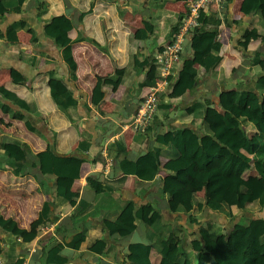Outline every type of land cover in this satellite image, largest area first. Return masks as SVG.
I'll return each mask as SVG.
<instances>
[{"label": "crops", "instance_id": "1", "mask_svg": "<svg viewBox=\"0 0 264 264\" xmlns=\"http://www.w3.org/2000/svg\"><path fill=\"white\" fill-rule=\"evenodd\" d=\"M192 1L20 0L21 10L15 12L7 11L0 0L3 31L14 21L25 23L18 34V43L9 44L0 39V87L16 92L39 114L22 111L0 95V100L12 108L6 111L0 107V144L5 143V149L16 151L17 158L26 155L29 160L20 175L11 168L0 169V213L30 230L44 202H53L51 221L39 228L32 242L26 243L0 226L3 249L0 264H17L20 259L24 260L22 264H47L48 249L56 245L61 246V255L69 260L68 264H124L130 245L150 244L145 223L155 208L160 210L165 224H174L189 232L198 231V226L190 224L188 214L179 212L170 196L161 190L176 156L172 146L174 132L191 128L199 135L213 134L216 115L230 117L236 91L256 89L258 78L264 74V31H261L264 21L260 14L244 13L243 0H224L219 6L207 7L204 12L215 14L221 20L218 39L224 45L223 62L216 69L205 71L203 57L194 53V30L186 41L181 60L168 76L169 84L160 92L161 101L152 125L147 132H133L128 124L149 91V87L140 89L139 83L147 76L156 82L162 79V68L155 55L188 16ZM62 14L73 22L71 36L85 37L73 44L75 74L64 60L62 49L44 31L47 22ZM257 53L262 55L255 64ZM189 58H193L198 76L185 91L175 90L183 62ZM146 59L149 61L138 72L136 64ZM52 72L59 79V90H70L78 101L68 113L60 110L51 98L49 76ZM106 78L120 79V83H103ZM94 98L99 101L96 103ZM196 100L209 102L204 119L197 121L189 113ZM21 115H27L39 132L30 130ZM240 134L242 139L258 147L257 132L251 127L243 126ZM160 136L166 144L160 173L154 179L125 175L115 157L121 154L111 146L123 140L128 159L139 161L149 154ZM86 144L90 147L82 150L80 145ZM52 147L61 155L83 159L80 177L73 185L76 195L68 202L56 198V175L43 173L36 166L35 154ZM110 160L112 164L107 167ZM245 176L251 181L262 180L254 167ZM88 177L112 188L111 197H104L105 203L113 199L130 202L121 220L132 231L111 234L105 221L108 211L92 212L96 193ZM81 200L91 205L74 214ZM140 207H143V217L136 218L134 212ZM232 210L236 214L238 209L233 206ZM234 214L230 217L207 210L199 218L202 223L214 221L229 228ZM85 229L87 238L79 249L67 245ZM136 232L140 233L138 239H134ZM189 253L194 260L196 252ZM160 259V252L153 248L152 264H159Z\"/></svg>", "mask_w": 264, "mask_h": 264}, {"label": "trees", "instance_id": "2", "mask_svg": "<svg viewBox=\"0 0 264 264\" xmlns=\"http://www.w3.org/2000/svg\"><path fill=\"white\" fill-rule=\"evenodd\" d=\"M2 2L7 11L20 12L21 10L20 0H2ZM241 7L246 14H260L264 21V0H243ZM3 14V12L0 13V22L3 21ZM200 21L202 25L194 32L193 48L195 55L203 57L205 71L210 72L221 65L224 60V45L218 39L221 20L215 14L203 12ZM208 25L212 27L207 28ZM24 27L25 23L22 20L14 21L7 30L3 31L0 28V39L9 44H16L19 42L18 34ZM73 28L71 19L62 14L54 16L47 22L44 31L62 49L64 60L75 74L77 63L73 54V44L85 40V37L80 35L73 38L71 36ZM261 31H264V27ZM261 55L257 53L253 63H258ZM145 61L148 62L149 59L136 64L138 72L143 69ZM198 73L193 58L185 59L175 82V90L185 91ZM103 83L117 85L120 79L106 78ZM156 83V80L147 76L139 83V88L151 87ZM58 85V77L54 72L50 73L51 98L60 110L68 113V109L77 106L78 101L70 90L61 92ZM100 86L101 83L98 84L96 91L99 92ZM263 93L264 74L258 78L255 90L236 91L230 117L217 114L215 117L216 130L213 134L199 135L191 128L175 130L172 146L176 151V156L171 171L163 179L161 190L170 196L179 212L188 214L190 224L198 226V231L189 232L186 228L165 224L160 210L155 208L145 223L146 236L150 244L130 245V253L124 264H152L151 251L153 248L160 252L159 264H264ZM0 95L9 104L22 111L39 115L33 112L31 105L16 92L2 86ZM94 99L95 102L99 101ZM208 105V101L196 100L190 107L189 113L195 121L204 119ZM0 107H5L6 111L12 110L1 100ZM12 116L18 117L15 114ZM19 117H22L30 130L39 132L29 121L27 115ZM243 126L251 127L257 132V148L249 141L242 139L240 132ZM113 146L117 148V153L121 154V157L120 155H115V157L119 160L125 175L134 174L141 179H154L160 173L162 151L166 146L163 136L158 137L149 154L139 161L128 159L123 140L115 142L111 147ZM89 147L90 144L84 147L80 145L82 150H87ZM35 158L36 166L41 172L56 175V198H60L62 202L72 200L76 195L73 185L80 177L83 159L75 155H61L53 147L35 154ZM28 162L26 155L17 158L16 151L5 149V143L0 144V169L11 168L16 175H20L24 168L28 167ZM252 167L262 177L261 181H251L246 178V171ZM88 182L96 193L95 209L92 212L103 209L108 211L105 221L109 232L113 234L117 231H132L133 228L121 220L130 202L113 199L107 204L104 197L105 195L111 197L112 188L92 177H88ZM90 205L85 200H81L74 214L83 212ZM52 206V201L44 202L38 219L30 230L19 227L17 222L11 218L5 219L1 213L0 226L3 230L20 237L22 241L32 242L37 238L39 228L51 221ZM233 206L238 209L236 214L232 210ZM207 210L230 217L233 213L231 227L225 228L214 221L202 223L199 215ZM143 213V207L137 208L134 212L136 218H142ZM86 238L87 230L85 229L67 245L79 249ZM61 250L59 245L50 248L47 263L68 264L69 260L61 255ZM192 250L196 252L195 260L189 253ZM2 252L3 249L0 246V255ZM23 261L20 259L17 264H22Z\"/></svg>", "mask_w": 264, "mask_h": 264}, {"label": "built area", "instance_id": "3", "mask_svg": "<svg viewBox=\"0 0 264 264\" xmlns=\"http://www.w3.org/2000/svg\"><path fill=\"white\" fill-rule=\"evenodd\" d=\"M224 0H193L190 4L188 16L184 18L178 30L173 33L171 38L163 45L155 55V60L160 63L162 68V79L156 85L148 88L142 102L136 111L131 123L128 124L133 132H147L152 125L153 117L160 105V92L164 86L169 84L168 76L172 68L181 60L185 44L190 34L201 26V14L210 5H221ZM127 129V128H126ZM112 164V160L107 162V167Z\"/></svg>", "mask_w": 264, "mask_h": 264}, {"label": "rangeland", "instance_id": "4", "mask_svg": "<svg viewBox=\"0 0 264 264\" xmlns=\"http://www.w3.org/2000/svg\"><path fill=\"white\" fill-rule=\"evenodd\" d=\"M139 235H140V233H137V232H136V233H135V237H134V239H138L137 237H138ZM52 247H53V246H50L49 249L52 248ZM49 249H48V250H49ZM46 259H47V258H46ZM194 260H195V257H194ZM47 264H48V263H47Z\"/></svg>", "mask_w": 264, "mask_h": 264}]
</instances>
